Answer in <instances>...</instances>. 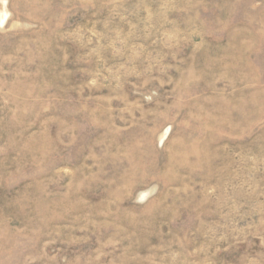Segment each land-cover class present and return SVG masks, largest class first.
Returning a JSON list of instances; mask_svg holds the SVG:
<instances>
[{
    "label": "rangeland",
    "instance_id": "1",
    "mask_svg": "<svg viewBox=\"0 0 264 264\" xmlns=\"http://www.w3.org/2000/svg\"><path fill=\"white\" fill-rule=\"evenodd\" d=\"M0 264H264V0H0Z\"/></svg>",
    "mask_w": 264,
    "mask_h": 264
}]
</instances>
